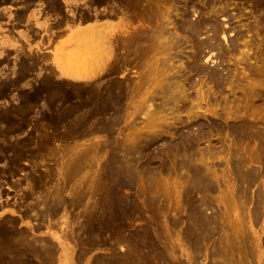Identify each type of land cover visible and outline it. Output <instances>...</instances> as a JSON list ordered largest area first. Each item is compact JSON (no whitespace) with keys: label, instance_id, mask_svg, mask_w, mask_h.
Listing matches in <instances>:
<instances>
[{"label":"rangeland","instance_id":"1","mask_svg":"<svg viewBox=\"0 0 264 264\" xmlns=\"http://www.w3.org/2000/svg\"><path fill=\"white\" fill-rule=\"evenodd\" d=\"M129 1L130 0H12L8 2L5 0H0V91H5L4 95L0 93V204H5L4 207H0V220H2V218H4L5 216H11L10 218H12V215H15L16 217H14L18 220L15 223L17 230L19 229L21 232H26L25 234L26 236H28L27 238L31 245L33 244L34 246V244L37 243V245L41 247L40 244L43 243L44 239H46L47 243H45L44 241L43 244L46 245L48 244L49 240H51L56 245L57 257L55 258V252V256L53 257L54 259L51 258L53 259V261H51V259L49 260L48 255L45 256L44 254H40L37 252L36 254L35 252H29L28 257L30 256L29 258H33L31 260L33 261L32 264H91V261H93L94 263L95 261H97L98 256V259H103L106 257V255L108 256V254H110L111 252L110 248L112 247L117 251H123L127 248L126 243L116 240L117 233L121 232L120 230L122 229V231L126 230L125 238H127V234H129L130 232L132 233L133 231L140 232L143 235L145 234L146 236H141L140 238L141 244L149 243L148 240H156V235L158 234L159 238L157 243L159 247L162 246V249H167V252L165 251L166 259L170 260L173 264H186L190 262L188 261L187 256L183 254V250L180 246L185 247L188 246V244H186V240L184 239V237H181L179 239L178 232L183 229L182 231L184 233L187 225L182 220H187L188 215L192 210V204H197V202H200L201 199L205 197L209 199V201L211 200L210 202L212 203L208 201L209 205H205L203 207V210L208 214L213 213L214 215H216V220L218 219L217 223L219 225L222 226L223 224H227L226 227L228 228L227 231L229 235H231V242L236 246L235 248V246L232 245V255L229 254V259L231 257L232 260L228 259V262H226V264H264V245L261 246V242L264 241V193L262 194V192H264V168L262 169V167H264L262 166L264 162H259L258 160H256L257 163H255V161L253 163L251 161H248L245 163L247 165L244 164V166H242V164L241 167H238L236 165L239 155L240 158H242V156L244 157L247 154V150H249L251 147H256L257 144L258 148L262 149V154L264 153V108L262 107V105L264 106V100L262 101L264 97L260 98L264 95V93L260 94L264 92V88H262L261 85L258 84V87L260 86L261 88L258 89V92H254L253 94V90L257 87V85L254 84L255 79L253 81L252 76L254 75V67L258 59L256 58L257 56L255 54L253 56L255 47L257 48V46L255 45L259 43V45H261V42H259V36H261L260 34H264V27L259 30L260 25L264 26V0H262L261 2L260 0H224L225 2L227 1L226 3L223 2L226 4V6H224L225 4H221L223 0H221V2L220 0H212V2L214 1L216 3L215 5H213L214 3L212 2L208 3L211 0H207L208 2L205 1L207 5L204 4V0H194L193 2H191L192 0H176V4L180 6V17L178 16L179 19H185V17H183L181 13H184V11L187 10L185 12L186 17H189L188 20L196 21L201 19L202 21H204L205 19H211L209 20V22H212V24H207L206 26L204 25L205 28L209 25L208 29H204V31H202L201 34L197 36V49L195 47L193 51L191 49L192 47H190V44H185L189 46H185L183 56L181 55L179 57L180 59L183 58L184 61L194 58L193 60L197 62V65H199L197 67V65L195 64L197 69L193 72L194 74L192 75V80H198L194 82L195 84L193 86L195 87L192 86V95L194 99L196 98V108L194 107V110L198 109L197 111H195V114L198 115V113L200 112L197 121H204L203 126L201 127L202 129L199 128L200 124L196 125L195 120L193 121L194 125H192V123L187 124L186 122H184V125L183 123H178L180 129L182 128L181 130H183L182 133H186L189 135L195 131L196 134L200 135V137L198 136L199 142L197 143L198 147L196 148L199 152L207 150V148L209 147V143H216L217 146H219L215 147L213 144H211L212 146L210 147L214 149V152H216H213L211 154L212 156L210 154H207L206 156L208 161H206V163L205 161L202 162L203 165L205 163V167L207 165L210 170L209 173L211 176L209 177H213L212 180L210 179L212 183H208L209 181L207 182L209 184L208 188L210 190L201 191L200 189H197L196 192L193 193L191 200L188 201L186 200L187 197L186 199H184L186 196L185 187L187 186L185 185L186 178H183V181H176L175 175L167 171L163 174L165 178L163 179L162 187V192L164 194L163 197L165 199L162 197L163 199H160L158 201V203L161 205V209H159L160 211L158 209L156 210L157 214H155V212L149 213L147 210L145 211V208L143 206H141L140 210H142V213L140 212L141 214L138 213V215L134 217L127 218L125 221L126 224L122 226L121 229H118L116 231L111 230L112 228H109L107 226H105L106 228H100L101 225L96 222L97 232L99 233L98 239L96 237V239L89 240V232H85L84 227L87 223L86 220L88 218V215L90 214V204H93L94 199L83 198L84 201L82 200L80 204H78L80 206L77 205L78 207H76V205H68L69 207L67 206L65 208H62L58 214L50 216L44 215L43 217H39L38 213H48V211H46L49 204L48 201L50 198L52 200V197L57 194L55 193L56 191H62L59 194H62V196L60 195L61 197L67 198H64L65 202H68L69 199L70 201H72L71 199H73V193L75 192L74 186L77 181L79 179H82L81 177L85 175V173L81 174L76 178L75 181L73 180V182L70 179H66L68 178L66 175L68 172L66 169L67 165L65 164L67 158L69 160V158L72 159L77 155L81 157L83 155H88L89 158L87 159V162L90 166L88 170H95V168L99 169L102 164H105L107 155L111 150H113V148L114 151H125L127 147H131L133 144H140V142L143 141L146 136H149L150 134L153 135L154 132L160 133L161 131L162 133V136L160 135V137H162L163 139L160 138L158 144H155V146L157 147L162 146V144L166 142L165 140L167 139L175 141V137L172 138L173 134L171 133H174L173 131L176 130V126L178 125H175L176 113H173V110L171 108L168 109V107H165L166 109H163L165 112H163V116H160L163 121H160L159 123L157 122L159 125H161L159 127L161 130L158 128L156 131L155 128L152 127L154 128L152 129V125H149L148 123L147 116L149 111L144 110L143 112L142 110H135V105H138L139 101L143 97L145 99L147 97L150 98V95L152 94H147V86H143V89H136L137 86L134 89H131V87L134 86L133 84H131V81L141 80L142 78H144L146 74V72L144 71L145 67H148V65H152L151 61H153V59L151 58V56L153 55V52L151 53L149 60L146 55L145 57L143 55V58L142 56H138L134 51H131V49H134L133 47H129V45H126V36H129L130 32L133 31L134 28H138L142 25L144 26L147 24H144L145 21L140 20V17L138 19L133 18V10L130 6V3H128ZM148 2L149 0H142L141 3L140 1H138V3L141 4L142 8H145V5ZM194 2H197L196 4L198 5H196V12L193 4ZM256 4L257 6H259L257 7ZM208 5L211 9L215 6L214 12L216 8L219 10V12L216 11L217 15L216 13H214L213 15L212 10L207 8ZM217 5L220 8L221 6L228 8V10L221 12V9L218 8ZM228 5H230V7H228ZM208 9L211 10V12H209ZM207 11L208 13L206 14ZM205 15L206 17L207 15H209V17L206 18ZM215 17H217L218 19H215ZM256 18H258L259 20ZM213 22L218 23L213 24ZM252 22L255 23L253 24ZM251 24L253 26H249ZM217 26L218 28L220 26L221 29H216ZM258 26L259 29L257 28ZM252 28L260 31L261 33H256L257 31H253ZM85 32H92L91 43L89 44L87 49H85L84 47L82 48V46L80 45V36H85ZM254 33L255 35H253ZM77 35L79 36L76 37ZM214 35L216 36V39H214ZM247 37L250 38L251 42H253L254 44L251 43ZM255 37L259 38H257V41L259 43L255 44ZM205 38L208 40L212 38L209 41L207 40V47L201 44L205 42ZM252 38H254V40ZM243 41L248 43H243ZM235 45L237 46L235 47ZM95 46H99L100 48H96L95 50ZM250 46H254V48L251 47L252 51L248 48ZM89 47H91V49ZM237 47L238 49H236ZM98 49L100 53L103 49L106 50V52L105 50L103 52L102 59H99V57L101 56L97 54ZM258 49L260 48L258 47ZM195 50L197 53L195 52ZM241 51H243V53L246 52V56ZM257 51L260 52L259 50ZM127 52L128 56L126 54ZM198 54L200 55L198 56ZM248 54L249 59H246L245 57H247ZM134 55H136L137 57ZM240 55L242 58L239 57V59L238 56ZM80 58L82 61H80ZM85 58H87V62ZM195 58H197L198 60ZM70 59L72 64L69 63ZM242 59H244L246 62ZM181 61L183 60H180V62ZM191 61L192 60H190V62ZM83 62L84 64H82ZM90 62L93 65H90ZM95 62H97V64ZM177 62L175 61V63ZM242 64H244V66L247 64L248 67L247 65L244 67L242 66ZM79 65L83 71H81ZM84 65H87V69L86 67H84ZM202 67H205V69H203ZM206 67H208L207 70ZM74 69L76 72L74 71ZM77 69H79V71L81 72L80 74L77 72ZM240 69L243 70L240 71ZM214 70H218V73ZM202 71L204 72V75ZM224 72L226 73L225 75L227 79L233 77V89L237 87L234 89L235 91H233V93H239V97H236L237 94L233 95V93L231 92L232 96L230 97V100H232L231 103L233 106V111L237 109L236 104L238 103L239 106L237 104V107H240L241 110L243 109L241 111L239 108L240 112L237 109L238 111L236 110V112L234 111V113H230L229 109L231 108L228 101V104H225L226 108L224 104H222L226 102L230 91H232L227 87L229 85V80L227 81L225 75L223 76ZM241 75L244 76L241 78ZM245 77L247 82L245 81ZM112 80L114 81L113 83ZM118 82L122 83V87L119 89L115 85ZM218 82L222 85V87L221 85H218ZM258 82L261 83L260 81ZM196 83L198 85H196ZM110 84L113 88L115 86L114 91L116 90V88L118 89L119 93L117 94L115 92V96L117 97H114L116 99L118 98V103L116 102L117 104L111 102V96L108 97L109 99L106 98V96H108L109 94L108 89L112 88ZM252 84H254L256 87ZM126 86H129L128 91H125ZM55 87L57 90L55 89ZM244 87L246 89H243ZM195 88L197 90H195ZM251 88L252 92H250ZM50 89H53V91H49ZM199 90L201 91L199 92L200 96L196 95L198 94L197 92ZM53 92H55V96L53 95ZM62 92L63 94L61 95ZM244 92H246V95L243 94ZM247 92H249L248 94L251 93L250 95L252 98L250 97V95L248 96ZM28 93H30V95ZM68 93L69 95H67ZM32 94L34 95V97ZM49 94L51 95V98ZM255 94L259 96H256ZM53 96L58 100L54 101L56 98H54ZM233 96L235 99V104L233 103ZM240 97L241 99H239ZM253 97L258 98V100L254 98L255 101H252ZM64 98L68 99L69 101L66 100L65 102ZM153 98L154 100H152ZM49 99L53 100L47 101ZM150 99L148 100V102L150 103L152 101L150 104L153 103L151 109H154L153 106H157V104L162 103L161 98L159 96L155 97V94H153L152 99ZM25 100L30 102L31 106L30 103H26ZM220 100L222 102H220ZM106 101H110L109 103H112V108L111 105ZM240 101L243 107L241 106ZM32 102H34L33 105ZM144 103L146 102L144 101ZM190 103L191 102L189 101L188 104ZM25 104H27V107L29 105V113L28 108L24 106ZM52 104L57 105L54 106ZM244 104L247 105L245 106ZM108 105H110V108ZM249 105L251 106L250 108ZM97 107L99 109H102L97 110ZM25 108H27V111H25ZM18 109L20 112L22 110L21 114ZM184 112L185 111H182L181 116H183L184 114L183 119H188L185 118L186 112ZM9 113L13 115L12 117L14 119L12 118L11 121H4L3 118L6 119L5 115H9ZM51 114L53 115V117ZM18 117L21 119H19ZM164 117L166 118L164 119ZM53 118L55 121L53 120ZM169 118L174 120H170V122L172 123L169 122L170 125L174 124V127L169 126ZM137 121L139 123H137ZM209 121L211 124L208 123ZM163 122H166L165 126L163 125ZM250 122L254 124H251ZM234 123H236V125L240 129L236 127ZM232 124H234L237 129ZM7 125L11 126V128ZM16 125L18 126L16 127ZM53 125L55 126L53 127ZM106 126H108L109 128ZM241 126L243 127L241 128ZM247 126L250 128H248ZM221 127H223L224 129ZM196 128L197 130H195ZM220 128L223 130H220ZM177 129H179V127ZM214 129L217 131H214ZM238 129L240 132L238 131ZM162 130L164 131L162 132ZM248 130H250V134L248 133ZM202 131L204 132V136ZM243 131L245 134L243 133ZM243 134L245 137L241 139ZM49 135H51V140L48 139ZM238 135H240L241 137H238ZM249 135L251 137H249ZM43 137L45 140L42 139ZM256 139H259L260 142H257ZM16 142H25V144L23 145V149L24 152L26 149V152L22 153L20 158L21 160L17 162L18 165L16 163V165L13 166L14 169L12 167L11 170L10 168H7V166L11 164L9 163V160L12 161V159L14 158V152L12 150H7V148H11V146L13 147ZM29 147L31 149H29ZM2 148H5V150ZM216 148L220 149L221 151H218ZM2 150L4 151L2 152ZM11 154L13 157L11 156ZM218 154L220 155L218 156ZM91 157L92 159H90ZM167 157V155L165 157V154H162V156L158 159L163 160ZM216 157L218 158L216 159ZM212 161H214L215 163L213 162L212 164ZM197 162L200 163L199 161ZM249 162H251L252 167ZM92 163L96 164L92 166ZM216 164L220 165L217 166ZM245 168H247L248 170ZM256 168L261 170L260 172H262V174L257 177L259 178V180H257L256 178V182L250 181L251 184H248L249 180L244 179V177L241 178V176L244 175V172H249V170H256ZM242 181L243 183H241ZM249 185L251 186V188ZM247 191H250V193ZM125 192H128L130 196L136 198L134 194L135 190L126 189ZM47 194L50 195V197ZM52 194L54 195L52 196ZM225 195L229 196L226 197ZM259 196H261L263 199ZM229 197H231V200ZM98 198V202L94 205V208H96L97 210L99 209L101 203L105 202L100 194L98 195ZM256 198H259V201L256 200ZM228 199L230 202L227 201ZM239 199L242 200V202ZM45 200L48 204L44 203L46 202ZM239 201L241 202V204ZM10 202H14L13 205ZM232 202L235 204H233ZM257 203L259 205H257ZM230 205L231 207H229ZM239 205L240 207H242V210ZM257 206L258 209H256ZM32 207H34V209ZM234 210L236 211V215ZM258 210H261V217L260 215L257 216ZM243 211L245 213H243ZM100 213L101 211H99L98 213L99 216L105 215L104 213ZM246 214L247 216H245ZM242 215H244L245 217L243 218ZM36 216H38L39 219L38 217L36 218ZM234 216H237L240 221L236 219L237 217ZM154 217L158 220H155ZM241 218H243V220ZM256 218L258 219V223L255 222L257 221ZM153 219L155 220V222H160H156L155 224ZM169 219H178L181 222L174 224V226L172 225L173 223H170ZM152 222L157 225V227V223H159L160 232L155 230ZM9 224L12 223L9 222ZM235 224L236 228L234 227ZM239 226H241V228ZM21 229H25L26 231H22ZM235 233L237 235H235ZM149 234L150 236L148 237ZM78 237L80 238L78 239ZM239 237L241 238L239 239ZM40 238L43 241L40 240ZM213 238L214 237H211L209 241H205L207 242V247L212 246L211 243ZM242 238L245 241H243ZM32 240L34 241V243H32ZM79 241L82 244L79 243ZM168 251H172L174 255H170ZM207 252H209V250L204 249L201 253V256H199V260L201 261V263L206 262V264H211L212 262V264H215L216 262L214 260L216 259L212 258V256H210V258L206 257L204 253ZM30 253L34 255H31ZM11 254L12 253H8L7 258H11L13 256V254L12 256ZM38 255H40L41 257ZM102 256L103 258H101ZM79 258L83 260L80 261Z\"/></svg>","mask_w":264,"mask_h":264},{"label":"bare ground","instance_id":"2","mask_svg":"<svg viewBox=\"0 0 264 264\" xmlns=\"http://www.w3.org/2000/svg\"><path fill=\"white\" fill-rule=\"evenodd\" d=\"M5 1H12V0H5ZM128 1V0H127ZM138 1H141L142 0H130L128 3H130V6L132 7V16L134 19H139L140 20H143L145 21L144 24L146 25H142L138 28H134L133 31L130 32V35L126 36L127 38V41H126V45H129V47H133L134 49L131 51H134L138 56H142L143 58V55L145 57V55L147 56V58L150 57L151 53L153 52V55L151 56V58L153 59V61H151L152 65H148V67L146 66L144 71L146 72L144 78H142L141 80H134V81H131L134 86L131 87V89H134L136 86L137 88L136 89H143L142 87L143 86H147V94H152L150 95L151 99H152V96L153 94H155V97L156 96H159L161 98V101L162 103L160 104H157V106H153L154 109H151V106L152 104H150L148 102V100L150 98H142L140 101H139V104L138 105H135V110H142L144 112V110H148V123L149 125H152V127L155 128V131L161 126L159 125L158 123L161 121H163L161 119L160 116H163V112H165L163 109L165 107H168V109H172L173 110V113L175 112L176 113V119H175V125H178L179 124H182L184 125V122H186L187 124H190L192 123V125H194V120H195V123L196 125L200 124V127L201 128L203 126V122L201 121H197V119L199 118V113L198 115L195 114V111L197 110H194V107L196 105V102H195V99L192 95V86L195 84L194 82L198 81H194L192 80L193 77L192 75L194 74L193 72L197 69L195 64L197 65V62H195L193 59H187V61H184V59H180L179 57L182 55L183 56V51H184V48L185 46H189V45H185V44H190V47H192L191 49L193 50L195 47L197 49V36H199L201 34L202 31H204V29L206 30V28L208 29V26L205 28L204 25L206 26L207 24H212V22L210 23L209 20L205 19L204 21H202L201 19L199 20H196V21H191V20H188V18L186 17V12L187 10L184 11V13L182 12L181 14L183 15V17H185V19L181 20L178 18V16L180 15V11H179V7L177 4H176V0H149V2L145 5L146 7L145 8H142L141 7V4L138 3ZM191 1V0H190ZM194 0H192L191 2H193ZM207 0H204V4H206ZM215 1V0H214ZM212 2L211 1H207L208 3H214L213 5H215L216 3L215 2ZM217 1V0H216ZM262 0H260L261 2ZM179 2V1H178ZM221 2V0H220ZM225 2L224 0L222 1L221 4H225L223 3ZM264 2V1H263ZM125 3V2H124ZM197 3V2H196ZM195 2L193 3L194 4V7H195V12L197 10V7H196V4ZM126 4V3H125ZM191 4V5H193ZM218 4V3H217ZM260 4V3H259ZM189 5V4H188ZM207 5V4H206ZM210 5V4H209ZM209 5L207 8H209ZM219 5V4H218ZM217 5V6H218ZM198 6V5H197ZM212 6V5H211ZM216 6V7H217ZM226 6V4L224 5ZM257 6V4H256ZM259 6V5H258ZM257 6V7H258ZM264 6V4H263ZM228 7H230V5H228ZM232 7V6H231ZM185 8V7H183ZM206 8V7H205ZM214 8L215 6L211 9L212 12H213V15L214 13L219 12V10L215 9V12H214ZM218 8H220L218 6ZM261 8V7H260ZM208 9V10H209ZM221 12L223 11H227L228 8H225L223 6H221L220 8ZM211 10H209V12H211ZM255 10V9H254ZM252 11V10H251ZM220 12V13H221ZM208 13V11L206 12V14ZM210 15V14H209ZM209 15H207V17H209ZM217 15V13H216ZM219 15V14H218ZM189 16V15H188ZM180 17V16H179ZM206 17V15H205ZM204 17V18H205ZM206 17V18H207ZM214 17V16H213ZM257 17V16H256ZM217 17H215L216 19ZM264 18V17H263ZM187 19V20H186ZM198 19V18H197ZM218 19V18H217ZM258 19V18H256ZM195 20V19H194ZM214 20V18H213ZM259 20V19H258ZM216 21V20H215ZM255 21V20H254ZM258 22V21H256ZM264 22V21H263ZM214 23H218V22H213ZM253 23V22H252ZM255 23V22H254ZM253 23V24H254ZM261 23V21H260ZM264 24V23H263ZM217 25V24H216ZM215 25V26H216ZM220 25V24H219ZM260 25V24H259ZM249 26H253L252 24L249 25ZM204 27V28H202ZM262 27H264L263 25H260V29H259V26L257 27L259 30L262 29ZM218 28V26L216 27V29ZM220 28V26H219ZM218 28V29H219ZM255 28V27H253ZM252 28V29H253ZM221 29V28H220ZM219 29V30H220ZM257 31L256 29H253V31ZM225 31V30H224ZM263 31V30H262ZM249 32V31H248ZM260 31H257L256 33H258ZM264 32V31H263ZM262 32V33H263ZM86 33V32H85ZM84 33V34H85ZM247 33V32H246ZM245 33V34H246ZM261 33V32H260ZM80 34V33H79ZM92 32H88L85 34V36H80V45L82 46V48L84 47L85 49L88 48L89 44L91 43V39H92V36H91ZM248 34V33H247ZM259 34V33H258ZM81 35V34H80ZM216 35V33H215ZM213 36L214 39H216L215 37L216 36ZM250 35V34H249ZM248 35V36H249ZM252 35V34H251ZM255 35V33L253 34ZM261 36L260 39L258 37H255L256 40H254V38H252L254 41H255V44L256 43H259L261 42V45H263L264 43V34H260ZM79 35H77L76 37H78ZM208 36V35H207ZM206 36V37H207ZM257 36V35H256ZM209 38V37H208ZM248 38V37H247ZM246 38V40H247ZM257 38L260 40L259 42L257 41ZM77 39V38H76ZM206 39V38H205ZM212 39V38H210ZM209 39V40H210ZM217 39H218V36H217ZM249 41L251 42L250 38H248ZM79 40V39H78ZM208 39L205 40V42L201 43L203 46L205 45V47H207V41ZM201 41V39H200ZM203 41V40H202ZM214 41V40H213ZM217 41V40H216ZM233 41V40H232ZM78 42V41H77ZM191 42V43H190ZM215 42V41H214ZM245 41H243L244 43ZM211 43V42H209ZM246 43V42H245ZM248 43V42H247ZM246 43V44H247ZM253 43V42H251ZM78 44V43H77ZM76 44V46H77ZM254 44V43H253ZM251 44V45H253ZM260 44V43H259ZM255 45L257 46V48L255 47V52L253 53V56L254 54L257 56L256 60V63H255V72L253 73L254 75L253 76V81L255 79V83L257 85V87L254 85L256 88L253 90V94L254 92H258V89L259 88H264V49L261 48V45ZM93 45V43H92ZM94 45H97V44H94ZM218 45H219V42H218ZM245 45V44H244ZM249 45V44H248ZM200 46V45H199ZM213 46V45H212ZM237 45H235L236 47ZM93 47V46H92ZM251 47L254 48V46H250L248 47L249 50L251 49ZM258 47L260 49H258ZM91 49V47H89ZM96 48H100L99 46L96 47L95 46V50ZM200 48V47H199ZM238 49V47L236 48ZM259 50L260 52H258L257 50ZM93 50V49H92ZM105 49H103L101 51V53L99 52V49L97 51V54H99V59H102L103 58V52H104ZM200 50V49H199ZM197 50V51H199ZM245 50V49H243ZM254 50V49H253ZM194 51V50H193ZM248 51V49H247ZM252 51V49H251ZM93 52V51H92ZM95 52V51H94ZM99 52V53H98ZM106 52V50H105ZM196 52V50H195ZM194 52V53H195ZM243 53V51H241ZM245 52V51H244ZM250 52V51H249ZM248 52V53H249ZM74 53V52H73ZM78 53V52H77ZM197 53V52H196ZM235 53V52H234ZM89 54V53H88ZM101 54V55H100ZM127 56H128V52L126 53ZM193 54V53H192ZM244 55L246 54L243 53ZM241 54V55H243ZM82 55V54H81ZM200 54H198L199 56ZM238 56L239 57H241ZM251 55V54H250ZM72 56V55H71ZM74 56V55H73ZM83 56V55H82ZM93 56V55H92ZM97 56V55H96ZM136 56V55H134ZM188 56V55H187ZM194 56V55H193ZM246 56V55H245ZM137 57V56H136ZM197 57V56H196ZM77 58V57H76ZM82 58V57H81ZM80 58V61H82ZM95 58V57H94ZM189 58V57H188ZM198 58V57H197ZM195 58V59H197ZM242 58V57H241ZM246 59L248 58L249 59V54L247 57H245ZM253 58V57H252ZM146 59V58H145ZM232 59V58H231ZM240 59V58H239ZM255 59V57H254ZM74 60V59H73ZM86 62H87V58H85ZM96 60V59H95ZM139 60V59H138ZM144 60V59H143ZM150 60V58H149ZM174 60V61H173ZM180 60H183L180 62ZM186 60V59H185ZM190 60H192L190 62ZM198 60V59H197ZM196 60V61H197ZM244 60V59H242ZM142 61V60H141ZM175 61H179L177 63H175ZM195 63H194V62ZM233 61V60H232ZM245 61V60H244ZM249 61V60H248ZM75 62V61H74ZM73 62V63H74ZM144 62V61H143ZM146 62V61H145ZM230 62V61H229ZM246 62V61H245ZM71 62V59H70V62ZM94 63V62H93ZM97 64V62H95ZM101 63V62H100ZM179 63V64H178ZM232 63V62H231ZM70 64V65H71ZM78 64V63H77ZM80 64V62H79ZM84 64V62L82 63ZM92 63L90 62V65ZM199 64V63H198ZM88 65V64H87ZM86 65V66H87ZM90 65H89V68H90ZM93 65V64H92ZM95 65V64H94ZM229 65H232V64H229ZM247 65V64H246ZM245 65V66H246ZM250 65V64H249ZM68 66V65H67ZM78 66V65H77ZM84 65V67H86ZM199 65H197L198 67ZM242 66H244V64H242ZM244 66V67H245ZM80 67V65H79ZM77 67V68H79ZM83 67V66H82ZM92 67V66H91ZM248 67V65H247ZM68 68V67H67ZM72 68V67H71ZM81 68V67H80ZM141 68V67H140ZM203 68V67H202ZM208 67H206V70H207ZM231 68V67H230ZM240 68H243V67H240ZM87 69V67H86ZM205 69V67L203 68ZM201 70V69H200ZM213 70V69H212ZM243 70V69H240V71ZM251 70V69H250ZM75 71V69H74ZM81 71L82 68H81ZM204 71V70H203ZM202 71L203 75H204V72ZM211 71V70H210ZM209 71V72H210ZM215 71V70H214ZM218 71V70H217ZM215 71V72H217ZM233 71V70H232ZM238 71V72H240ZM76 72V71H75ZM77 72L80 74L81 72L79 71V69H77ZM197 72V71H196ZM207 72V71H205ZM208 72V74H209ZM213 72V71H212ZM211 72V73H212ZM227 72V71H226ZM199 73V72H198ZM218 73V72H217ZM230 73V72H229ZM228 73V74H229ZM235 73V72H234ZM75 74V73H74ZM77 74V73H76ZM220 74V73H219ZM218 74V75H219ZM226 73L224 72L223 76L225 75ZM231 74V73H230ZM214 75V74H212ZM240 75V74H238ZM206 76V75H205ZM221 76V75H220ZM233 76V74H232ZM244 76V75H243ZM242 75L240 76L241 78L243 77ZM226 77V75H225ZM224 77V78H225ZM208 78V77H207ZM210 78V77H209ZM235 78V77H234ZM223 79V78H222ZM221 79V80H222ZM227 79V77H226ZM237 79V78H236ZM220 80V82H221ZM229 80V85L227 86L228 88H230L232 91H230L229 93V96L227 97V100L226 102L228 101L229 102V106L231 109H229L230 113H234V111L236 112V110L239 108L237 107V104H236V110L233 111V106H232V103L230 100V97L232 96L231 94L233 93V91H235L234 89L237 88L234 87V85L232 84V80H233V77L230 78V79H227V81ZM244 80V78H243ZM260 81L261 83H259L258 81ZM210 81V80H209ZM216 81H217V77H216ZM223 81V80H222ZM239 81V80H238ZM245 81H246V77H245ZM114 81L112 80V83ZM206 82V81H205ZM208 82V81H207ZM247 82V81H246ZM219 83V82H218ZM217 83V84H218ZM227 83V82H226ZM235 83V81H234ZM118 84V85H117ZM147 84V85H145ZM224 84V83H223ZM258 84L261 85V87L259 86L258 87ZM60 85V84H59ZM111 85V84H110ZM116 87L119 89L122 87V83L118 82L115 84ZM196 85H198L196 83ZM219 86L221 85L220 83L218 84ZM226 85V84H225ZM224 85V86H225ZM249 85V84H248ZM62 86V85H61ZM114 86V85H113ZM237 86V85H236ZM245 86V85H244ZM57 87V86H56ZM55 87V89H56ZM112 87V85H111ZM195 87V86H193ZM197 87V86H196ZM203 87V86H201ZM200 87V89H201ZM222 87V85H221ZM251 87V86H250ZM253 87V86H252ZM52 88V87H50ZM58 88V87H57ZM109 88V87H108ZM116 88V90L114 91L115 89V86L114 88H109L108 89V96H106L107 99H109L108 97H110V100H112L111 102H114V103H118L117 99L114 98V97H117L115 96V94L119 93L118 92V89ZM128 88V89H127ZM225 88V87H224ZM76 89V88H75ZM78 89V88H77ZM126 90L125 91H128L129 90V86H126L125 88ZM209 89V87H208ZM207 89V90H208ZM243 89H246L245 87ZM241 89V90H243ZM57 90V89H56ZM55 90V91H56ZM66 90V89H65ZM195 90H197L195 88ZM249 90V89H248ZM262 90V89H261ZM36 91V90H35ZM49 91H53V89L49 90ZM237 91V90H236ZM239 91V90H238ZM245 91V90H244ZM264 91V90H263ZM37 92V91H36ZM58 92H61V91H58ZM116 92V93H115ZM194 92V91H193ZM199 92H201L200 90L197 92L198 94L196 95H199ZM232 92V93H231ZM250 92H252V88L250 90ZM261 92V91H259ZM0 93H2L3 95L5 94V91L1 90ZM32 93V92H31ZM55 92H53V95H54ZM57 93V92H56ZM196 93V92H195ZM246 92H244L243 94H245ZM249 92H247L248 94ZM264 92L260 93V94H263ZM30 95V93H28ZM35 94V93H34ZM52 94V93H50ZM49 94V95H50ZM63 94V92L61 93V95ZM127 94V92H126ZM202 94V93H201ZM236 97H239L238 94L239 93H233V95H236ZM251 94V93H250ZM248 94V96L250 95ZM28 95V96H29ZM33 95V94H32ZM31 95V97H32ZM69 95V93L67 94ZM137 95V94H136ZM220 95V94H219ZM241 95V94H240ZM246 95V94H245ZM256 95V94H255ZM55 96V95H54ZM53 96V97H54ZM138 96V95H137ZM149 96V95H148ZM200 96V95H199ZM198 96V97H199ZM218 96V95H217ZM221 96V95H220ZM225 96V95H224ZM242 96V95H241ZM256 96H259V95H256ZM27 97V95H26ZM34 97V95H33ZM58 97V96H57ZM119 97V96H118ZM126 97V96H125ZM129 97V96H128ZM197 97V99H198ZM226 97V96H225ZM251 97V95H250ZM249 97V98H250ZM264 95L260 98H263ZM50 98H51V95H50ZM56 98V97H54ZM61 98V96H60ZM66 98V96H65ZM64 98V99H65ZM69 98V97H68ZM105 98V100H106ZM133 98V97H132ZM245 98V97H244ZM248 98V99H249ZM252 98V97H251ZM255 97H253L252 101L254 100ZM26 99V98H25ZM34 99V98H33ZM103 99V98H102ZM127 99V98H126ZM129 99V98H128ZM150 99V100H151ZM233 99V103H234V96L232 97ZM241 99V97L239 98ZM256 100H258V98H255ZM31 100V98H30ZM53 100V99H51ZM50 99L47 100V101H51ZM58 100L57 98L54 100L56 101ZM66 100L68 99H65V102ZM103 100V101H105ZM154 100V98L152 99ZM245 100V99H244ZM264 99H262L263 101ZM26 101V100H25ZM53 101V103H54ZM69 101V100H68ZM144 101L146 103H144ZM189 101L191 102L190 104ZM255 101V100H254ZM261 101V99H260ZM59 102V101H58ZM106 102H110V101H106ZM220 102H222L220 100ZM222 103L227 105L228 102L226 103ZM25 103V102H24ZM26 103H30L28 101H26ZM34 102H32V105H33ZM105 103V102H103ZM102 103V104H103ZM116 103V104H117ZM264 103V102H263ZM111 105V108H112V103H109ZM235 104V103H234ZM240 104H241V101H240ZM255 104V103H254ZM54 105V104H52ZM57 105V104H56ZM54 105V106H56ZM105 105V104H104ZM107 105V104H106ZM110 105L109 108H110ZM114 105V104H113ZM245 105V104H244ZM247 105V104H246ZM245 105V106H246ZM25 107H27V104L24 105ZM30 106H31V103H30ZM239 106V104H238ZM242 106V104H241ZM29 107V105H28ZM27 107V108H28ZM133 107V106H132ZM199 107V106H198ZM243 107V106H242ZM251 106L249 105V108ZM253 107V106H252ZM262 107L264 108V106L262 105ZM27 108H25V111H27ZM53 108V107H52ZM71 108V107H70ZM73 108V107H72ZM76 108V107H75ZM74 108V109H75ZM134 108V107H133ZM196 108V107H195ZM226 108V106H225ZM23 109V108H22ZM102 109V108H100ZM98 107H97V110H100ZM166 109V108H165ZM258 109V108H257ZM105 110V109H104ZM171 110V111H172ZM237 110V111H238ZM241 110V108H240ZM239 110V112H240ZM243 110V109H242ZM241 110V111H242ZM255 110V108H254ZM259 110V109H258ZM19 111V109H18ZM17 111V112H18ZM24 111V112H25ZM30 109L28 108V113H29ZM141 111V112H142ZM182 111H185V118H188V119H183V116H181L182 114ZM225 111V110H224ZM20 112V111H19ZM22 112V110H21ZM20 112V114H21ZM138 112V111H136ZM168 112V111H167ZM166 112V113H167ZM15 113V112H14ZM225 113V112H224ZM227 113V112H226ZM238 113V112H237ZM262 113H263V110H262ZM26 114V113H25ZM24 114V116H25ZM221 114V113H220ZM264 114V113H263ZM8 115V114H7ZM6 116V119L3 118L4 121H11V119L13 118L12 114L9 113V115ZM29 115V114H28ZM27 115V116H28ZM52 115V114H51ZM123 115V114H122ZM121 115V116H122ZM165 115V113H164ZM167 115V114H166ZM229 115V114H228ZM16 116V115H15ZM22 116V115H21ZM26 116V117H27ZM50 116V115H49ZM187 116V117H186ZM230 116V115H229ZM232 116V114H231ZM23 117V116H22ZM53 117V115H52ZM123 117V116H122ZM167 117V116H166ZM164 117V119L166 118ZM169 117V116H168ZM207 117V116H206ZM237 117V115H236ZM235 117V118H236ZM19 118V117H18ZM17 118V119H18ZM63 118V117H62ZM163 118V117H162ZM14 119V118H13ZM21 119V118H19ZM52 119V118H51ZM59 119V118H58ZM136 119V118H135ZM28 120V119H27ZM54 120V118H53ZM60 120V119H59ZM170 120L174 121L173 119H170L169 118V121H168V124L170 122ZM246 120V119H245ZM16 121V120H15ZM22 121V120H21ZM52 121V120H51ZM55 121V120H54ZM61 121V120H60ZM59 121V122H60ZM249 121V119H248ZM58 122V123H59ZM134 122V120H133ZM136 122V120H135ZM158 122V123H157ZM212 122V121H211ZM217 122V121H215ZM243 122V121H242ZM9 123V122H7ZM56 123V122H54ZM53 123V124H54ZM137 123H139L137 121ZM147 123V124H148ZM172 123V122H170ZM210 123V121L208 122ZM241 123V122H240ZM248 123V122H247ZM251 123V122H250ZM162 124V123H161ZM202 124V125H201ZM211 124V123H210ZM217 124V123H216ZM236 125V123H234ZM232 124V125H234ZM238 124V123H237ZM251 124H254V123H251ZM134 125V123H133ZM163 125L165 126L166 125V122L164 123L163 122ZM215 125V123H214ZM231 125V124H230ZM234 125V127H235ZM242 125V124H241ZM8 126V125H7ZM18 125H16L17 127ZM55 125H53L54 127ZM57 126V125H56ZM137 126V125H136ZM169 126H173L174 127V124L170 125ZM223 126V125H222ZM240 126V125H239ZM244 126V125H243ZM241 126V128L243 127ZM11 128V126H8ZM24 127V126H23ZM108 127V126H106ZM179 127V129H177ZM183 127V126H182ZM216 127V126H215ZM218 127V125H217ZM216 127V128H217ZM236 127H238L236 125ZM235 127V128H236ZM248 127V126H247ZM252 127V126H251ZM14 128V127H12ZM21 128V127H20ZM56 128V127H55ZM104 128V127H103ZM109 128V127H108ZM107 128V129H108ZM152 128V129H154ZM162 128V127H161ZM168 128V127H167ZM223 128V127H221ZM220 130H223L221 129ZM239 128V127H238ZM250 128V127H248ZM9 129V128H8ZM160 129V128H159ZM182 129V128H181ZM180 129V126H176V130H174L173 132L174 133H171L173 134L172 138L175 137V141L173 140H165L166 142H164L162 144V146H155V144H158L160 138L163 139L162 137H160V135L162 136V133L160 131V133H156L154 132L153 135H149V136H146L145 139L143 141L140 142V144H133L131 147H127L125 149V151L123 150H119V151H114V148L113 150H111L108 155H107V158H106V162L105 164H102L99 169H96L95 170H88V168H90V166L88 165V155L87 156H79L77 155L76 157L68 160L67 158V161H66V169H67V177L66 179H70L75 181L76 178L78 176H80L81 174H84L83 177H81L82 179H79L77 181V183L75 184L74 186V190L75 192L73 193V199H71L72 201H68V202H65L64 201V198L66 197H61L62 194H59L61 192H55L57 193L54 197H52V200L51 198L49 199L48 203L47 201L44 202V203H47L48 204V207L46 209V211H48L47 214H39V217L40 216H47V215H55V214H58L62 208H65L67 207L68 205H76V207L80 206L78 204H80V202L83 200V198H89V199H94V202L93 204H90V214L88 215V218L86 220V225L84 226L85 227V232H89V240L91 239H98V235L99 233L97 232V226L96 224L98 223L99 225H101L100 228L102 227H109V228H112L111 230H118V229H121L122 226H124L126 224V219L127 218H130V217H134L136 215H138V213H140L142 210H140V207L143 206L145 208V211L147 210L149 213L150 212H155V214H157L156 210L158 209H161V205L158 203V201L160 199H163L164 197V194L162 192V187H163V179L165 178V176L163 175L165 172L169 171L171 174L175 175L176 177V181H183L182 179L183 178H186V184L187 185L185 187V198L187 197L186 200L190 201L191 200V197L193 195L194 192H196L197 189H200L201 191L202 190H210L208 188V183H212L210 181V179L212 180L213 177H209L211 176L210 173H209V168L208 166L206 165L205 167V163L206 161H208L207 159V154H212L214 151L213 148H211L210 146H212L211 144H213L215 147H219L217 146V144L215 143H209V149L207 148V150L205 151H198V149H196L198 146H197V143L199 142V138L198 136L200 137L199 134H196V132H192V131H188V132H192L191 134H186V133H182L183 130ZM202 129V128H201ZM218 129V128H217ZM230 129V128H229ZM237 129V128H236ZM240 129V128H239ZM238 129V131H239ZM23 130V129H22ZM161 130V129H160ZM197 130V128L195 129ZM199 130V129H198ZM210 130V129H208ZM246 130V129H244ZM253 130V129H251ZM16 131V130H15ZM17 131H18V128H17ZM159 131V130H158ZM157 131V132H158ZM164 130H162L163 132ZM171 131V130H170ZM214 131H217L214 129ZM233 131H234V128H233ZM250 130H248V133H249ZM168 132H169V129H168ZM199 132V131H198ZM203 132V131H202ZM223 132V131H222ZM221 132V133H222ZM240 132V131H239ZM260 132V130H259ZM258 132V133H259ZM232 133V132H231ZM244 133V131H243ZM251 133V132H250ZM249 133V134H250ZM262 133V132H261ZM50 134V133H49ZM237 134V133H236ZM235 134V135H236ZM245 134V133H244ZM244 134L242 135V137L240 135H238V137L240 136L241 139L244 138ZM253 134V133H252ZM228 135V134H227ZM247 135V134H246ZM6 136V135H5ZM8 136V135H7ZM47 136V135H46ZM50 136L49 135V140L50 139ZM203 136H204V132H203ZM210 136V135H208ZM237 137V136H236ZM249 137H251L249 135ZM248 137V138H249ZM256 137V136H255ZM261 137H262V134H261ZM264 137V135H263ZM204 138H207V137H204ZM247 138V137H246ZM254 138V136H253ZM25 139V138H24ZM44 139V137L42 138ZM47 139V140H48ZM201 139V138H200ZM203 139V137H202ZM35 140V139H34ZM45 140V139H44ZM46 140V141H47ZM209 140V139H208ZM221 140V139H220ZM257 140V139H256ZM21 141V140H20ZM25 141V140H24ZM43 141V140H41ZM260 142V140L258 139L257 142ZM215 142V141H214ZM218 142V141H217ZM239 142V140H238ZM29 143V141H28ZM50 143V142H49ZM220 143V141H219ZM218 143V144H219ZM222 143V142H221ZM25 144V142H16V144H14V146L11 148H7V150H12L14 152V158L12 159V161L9 160V166H7V168H12L14 165H16V163L21 160V155L22 153H25L26 152V149H25V152H24V149H23V145ZM262 144V142H261ZM264 144V143H263ZM11 145V144H9ZM40 146V145H39ZM8 147V146H7ZM26 148V147H25ZM204 148V146H203ZM240 148V147H239ZM247 148V146H246ZM5 150V148H2ZM28 149V148H27ZM29 149H31L29 147ZM37 149V148H36ZM217 149V148H216ZM215 149V150H216ZM223 149V148H222ZM2 150V152L4 151ZM33 150V149H32ZM31 150V152H32ZM218 151H221L220 149H217ZM237 150V149H236ZM246 150V149H245ZM262 149H259L258 148V144L256 145V147H251L249 150H247V154L243 157L242 155V158H240V155H239V158H237V163L236 165L238 167H241L244 166V164L248 161H251L252 163L256 160H258L259 162H264V153L262 154ZM36 151V150H35ZM242 151V150H241ZM30 152V151H29ZM202 152V153H201ZM216 152V151H215ZM214 152V153H215ZM223 152V151H222ZM239 152V151H237ZM162 154H165V157L166 155L168 156L166 159H163V160H160L158 159L159 157L162 156ZM221 154V153H220ZM218 154V156L220 155ZM209 155V156H210ZM1 156V155H0ZM12 156V154H11ZM104 156V155H103ZM212 156V155H211ZM214 156V155H213ZM216 156V155H215ZM238 156V155H236ZM13 157V156H12ZM67 157V156H66ZM69 157V156H68ZM221 157V156H220ZM23 158V156H22ZM164 158V157H163ZM215 158V157H214ZM218 157H216L217 159ZM92 159V157L90 158ZM212 159V158H211ZM228 159V158H227ZM199 161L200 163H198L197 161ZM215 160V159H214ZM220 160V159H219ZM218 160V161H219ZM91 161V160H90ZM159 161V163H158ZM204 165L202 162H204ZM95 162V161H94ZM214 161H212L211 163L213 164ZM217 162V161H216ZM228 162V161H227ZM251 162H249L251 164ZM258 162V163H259ZM210 163V161H209ZM215 163V162H214ZM229 163V162H228ZM254 163V164H255ZM96 164V163H95ZM92 163V166L95 165ZM208 164V163H207ZM211 164V165H212ZM249 164V165H250ZM253 164V165H254ZM264 164V163H263ZM262 164V166H264ZM18 165V163H17ZM59 165V164H58ZM217 166L220 165V164H216ZM247 165V164H245ZM91 166V167H92ZM216 167V166H215ZM251 167H252V164H251ZM220 168V167H219ZM259 168V167H258ZM264 167H262L263 169ZM14 169V167H13ZM64 169H65V166H64ZM211 169V168H210ZM218 169V167H217ZM240 169V168H239ZM237 169V170H239ZM243 169V168H242ZM241 169V170H242ZM247 169V168H245ZM255 169V168H253ZM6 170V169H5ZM12 170V169H11ZM88 170V171H87ZM240 170V171H241ZM248 170V169H247ZM64 171V170H63ZM87 171V172H86ZM236 171V169H235ZM246 171V170H245ZM261 170L257 169L256 170H249V172H244V175L241 176L244 177V179L246 180H249L248 184H251L250 181L254 182L255 179L257 177H259L262 172H260ZM51 172V171H50ZM213 172V170H212ZM239 172V171H237ZM264 172V170H263ZM52 173V172H51ZM56 173V172H55ZM63 173V172H62ZM58 174V173H57ZM61 175V174H60ZM59 175V176H60ZM65 175V174H64ZM169 175V174H168ZM52 176V175H50ZM56 176V175H55ZM170 176V175H169ZM174 177V176H173ZM174 177V178H175ZM215 177V176H214ZM239 177V175H238ZM219 178V177H218ZM38 180V179H36ZM242 180V179H241ZM257 180H259V178H257ZM256 180V181H257ZM263 180V179H262ZM175 181V183H176ZM180 181V183H181ZM209 181V182H208ZM255 181V182H256ZM38 182V181H37ZM41 182V181H39ZM54 182V181H53ZM208 182V183H207ZM178 183V182H177ZM243 183V181L241 182ZM260 183V182H259ZM35 185V184H34ZM178 185V184H176ZM254 185V184H253ZM31 186V185H30ZM57 186V184H56ZM69 186V184H68ZM241 186V185H240ZM244 186V184H243ZM250 186V185H249ZM59 187V186H58ZM248 187V186H247ZM54 188V187H53ZM244 188V187H243ZM251 188V186H250ZM262 188V187H260ZM51 189V187H50ZM58 189V188H57ZM62 189V188H61ZM126 189H129V190H135L134 194L136 196V198L132 197L129 195V193L127 194L125 192ZM212 189V188H211ZM248 189V188H247ZM264 189V188H263ZM56 190V189H55ZM214 190V188H213ZM250 190V189H249ZM254 190V189H253ZM256 190V189H255ZM60 191V189H59ZM66 191V190H65ZM252 191V190H251ZM262 191V190H261ZM241 192V191H240ZM244 192V191H243ZM250 193V191H247ZM50 193V192H49ZM53 193V192H51ZM228 193V192H227ZM264 192H262L263 194ZM59 194V195H58ZM101 195V197L104 199V203L102 202L99 209L97 210L96 208H94V205L98 202L99 198H98V195ZM240 194V193H239ZM255 194V193H254ZM48 195V194H47ZM46 195V196H47ZM54 194H52L53 196ZM61 195V196H60ZM209 195V194H207ZM214 195V194H213ZM230 195V194H229ZM228 195V196H229ZM238 195V194H237ZM235 195V196H237ZM260 195V194H259ZM50 197V195H48ZM60 196V197H58ZM64 196V195H63ZM226 196V195H225ZM226 196V197H228ZM2 197V196H1ZM48 197V198H49ZM163 197V198H162ZM223 197V196H222ZM241 197V196H240ZM257 197V196H256ZM260 198L262 197L259 196ZM26 198V197H25ZM24 198V199H25ZM230 200H231V197H229ZM238 198V197H237ZM251 198V197H249ZM47 199V198H46ZM67 199V198H66ZM165 199V198H164ZM241 199V198H240ZM239 199V200H240ZM259 199V198H258ZM256 198V200H258ZM263 199V198H262ZM3 200V199H2ZM226 200V199H225ZM224 200V201H225ZM233 200V199H232ZM7 201V200H6ZM43 201V200H42ZM84 201V200H83ZM165 201V200H164ZM208 201L209 199L207 198H202L200 202H197V204L193 203L192 204V210L190 211L189 215H188V218L187 220H182L183 222L186 223V229L183 233V229H181L179 232H178V237L179 239L181 237H184V239L186 240V244H188V246H185V247H181V249L183 250V254L187 256L188 258V261L190 263H186V264H206V262H202L199 260V256H201V253L203 252L204 249H208L209 252L207 253H204L206 255V257H209L212 256V258L216 259L214 260L216 263L215 264H226V262H228V259H229V254H231V248H232V242H231V235H229L228 233V228L226 227L227 224H223L222 226L219 225L217 223L218 219L216 220L217 216L214 215L213 213L211 214H208L206 213L204 210H203V207L205 205H209L208 204ZM211 201V200H210ZM209 201V202H210ZM229 201V199L227 200ZM226 201V202H227ZM242 202V200H240ZM239 201V202H240ZM259 201V200H258ZM5 202V201H4ZM172 202V201H171ZM230 202V201H229ZM237 202V200H236ZM238 202V203H239ZM240 202V204H241ZM11 203V202H10ZM14 203V202H13ZM13 203H11L13 205ZM212 203V202H210ZM233 203V202H232ZM231 203V204H232ZM263 203V202H262ZM7 204V203H6ZM46 204V205H47ZM229 204V203H228ZM235 204V203H233ZM255 204V203H253ZM5 204L1 203L0 204V207H4ZM35 205V204H33ZM45 205V206H46ZM78 205V206H77ZM247 205V204H246ZM257 205H259L257 203ZM262 205V204H261ZM9 206V205H8ZM8 206H5V207H8ZM68 206V207H69ZM233 206V205H232ZM244 206V205H242ZM74 207V206H73ZM231 207V205L229 206ZM240 207V205H239ZM34 209V207H32ZM241 210H242V207H240ZM260 208V207H259ZM263 208V207H262ZM231 209V208H230ZM234 209V208H233ZM244 209V208H243ZM258 209V206L257 208ZM261 209V208H260ZM99 211H101L100 214H105L104 216H99L98 213ZM160 211V210H159ZM235 211V210H234ZM255 211V210H254ZM261 211V210H260ZM260 211L258 210L257 212V216L260 215ZM39 212V211H38ZM42 212V211H40ZM264 212V211H263ZM142 213V212H141ZM140 213V214H141ZM144 213V212H143ZM218 213V212H217ZM240 213V212H239ZM243 213H245L243 211ZM248 213V212H247ZM242 214V213H241ZM254 214V213H253ZM252 214V215H253ZM235 215H236V211H235ZM15 215H12V218L10 217H7L5 216L4 218H2V220H0V263L2 264H32L33 261H31L32 259L28 257V253L29 252H36L37 253H40V254H44L45 256L48 255L49 257V260L51 258H53L55 256V252L57 251V247L56 245L51 241L49 240L48 244H43L44 241L45 243L46 242V239H44V241L40 238V240L43 241V245H41V247L39 245H37V243L31 245V243L28 241V236H26V232H21L19 229L17 230L16 228V221H18L15 217ZM238 216V215H237ZM237 216H234V217H237ZM247 216V214L245 215ZM244 215H242V217L244 218L245 217ZM256 216V214H255ZM7 217V218H6ZM38 216H36L37 218ZM38 217V219H39ZM41 217V218H42ZM159 217V216H158ZM261 217V215H260ZM175 218V217H174ZM243 218H241L243 220ZM259 218V217H258ZM44 219V218H43ZM155 219V217H154ZM153 221L155 222V220H158V219H155ZM171 219V218H170ZM169 219V220H170ZM236 219L239 220V218L237 217ZM247 219V218H246ZM257 219V218H256ZM255 219V220H256ZM7 220V221H6ZM97 220V221H96ZM99 220V222H98ZM234 220V219H233ZM260 220V219H259ZM172 221V222H171ZM240 221V220H239ZM9 222H11L12 224H9ZM97 222V223H96ZM148 222V221H147ZM150 222V221H149ZM156 222H160V221H156ZM155 222V224H156ZM178 222H181L180 220L178 219H173V220H170V223H173L172 225L174 224H177ZM258 223V219L257 221H255ZM260 222V221H259ZM243 223V222H242ZM246 223V221H245ZM152 224L154 225L155 227V230H157L158 232H160V228H159V223L158 224V227L157 225H155L153 222ZM127 226V225H126ZM125 226V227H126ZM175 226V225H174ZM76 227V226H75ZM82 227V226H81ZM236 228V224L234 226ZM241 228V226H239ZM72 228V227H71ZM70 228V230H71ZM106 228V227H105ZM238 228V227H237ZM108 229V228H107ZM126 229V228H125ZM128 229V227H127ZM168 229V228H167ZM22 230V229H21ZM25 230V229H24ZM22 230V231H24ZM79 230V229H78ZM123 230V229H122ZM120 230L121 232L117 233V239L119 242L120 241H123L124 243H126L127 245V248L125 250H119L117 251L116 249H114L113 247L110 248L111 252L110 254H108V256L106 255L105 258H103V256L101 258L103 259H98L97 258V261H95L93 263V261H91V264H173L170 260H167L166 259V256H165V251L167 249H162V246L159 247L157 241H158V238H159V235L157 234L156 237L157 239L156 240H148L149 243H145V244H141L140 242V238L141 236H146L145 234L143 235L142 233L140 232H130L129 234H127V238L126 237V230L122 231ZM238 230V229H237ZM26 231V230H25ZM71 233V232H70ZM69 233V234H70ZM116 233V232H115ZM101 234V233H100ZM239 234V232H238ZM113 235V234H112ZM217 235V237H216ZM235 235H237L235 233ZM69 236V235H68ZM150 236V234L148 235V237ZM239 236V235H238ZM236 236V237H238ZM242 236V235H241ZM253 236V235H251ZM73 237V236H72ZM102 237V236H101ZM147 237V238H148ZM211 237H214L212 239V246L211 247H207L206 246V243L205 241H209V239ZM216 237V238H215ZM80 237H78L79 239ZM241 237H239L240 239ZM264 238V237H263ZM33 239V238H32ZM233 239V238H232ZM236 239V238H235ZM245 239V238H244ZM38 240V239H37ZM84 240V238H83ZM243 240V238H242ZM248 240V239H246ZM33 241V240H32ZM41 241V242H42ZM75 241V240H74ZM82 241V240H81ZM101 241V240H100ZM104 241V240H103ZM245 241V240H243ZM36 242V241H35ZM85 242V241H84ZM90 242V241H88ZM248 242V241H247ZM246 242V243H247ZM254 242V241H253ZM34 243V241L32 242ZM79 243H81L79 241ZM86 243V242H85ZM234 243V242H233ZM251 243V241H250ZM21 244V245H19ZM82 244V243H81ZM21 247H19V246ZM111 245V244H110ZM114 245V244H113ZM209 245V244H207ZM251 245V244H250ZM254 245V244H253ZM264 245V241L261 242V246ZM81 246V245H80ZM79 246V247H80ZM235 246V245H234ZM177 247V246H176ZM255 247V246H254ZM84 248V247H83ZM82 248V249H83ZM236 248V246H235ZM81 249V250H82ZM80 250V251H81ZM86 250V249H85ZM252 251V250H251ZM84 252V250H83ZM167 252V251H166ZM8 253H12L11 254V258H7V254ZM109 253V252H108ZM168 253L170 255H174V253L171 251H168ZM31 255H34L32 253H30ZM77 254V253H76ZM80 254V252H79ZM43 255V256H44ZM232 255V254H231ZM234 255V254H233ZM10 256V255H9ZM40 256V255H38ZM44 256V257H45ZM81 256H82V252H81ZM80 256V257H81ZM41 257V256H40ZM47 257V258H48ZM57 257V252H56V256L55 258ZM96 257V256H95ZM43 258V257H42ZM46 259V258H45ZM54 259V258H53ZM53 259H51V261H53ZM63 259V258H62ZM80 259V258H79ZM231 259V257H230ZM229 259V260H230ZM48 260V259H47ZM83 259H80V261H82ZM232 260V259H231ZM50 261V262H51ZM74 261V260H73ZM52 263V262H51ZM177 264H184V263H177ZM208 264V263H207ZM212 264V262H211Z\"/></svg>","mask_w":264,"mask_h":264},{"label":"crops","instance_id":"3","mask_svg":"<svg viewBox=\"0 0 264 264\" xmlns=\"http://www.w3.org/2000/svg\"><path fill=\"white\" fill-rule=\"evenodd\" d=\"M262 47H263V48H262ZM261 48L264 49V43H263V45H261Z\"/></svg>","mask_w":264,"mask_h":264}]
</instances>
